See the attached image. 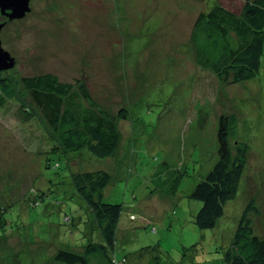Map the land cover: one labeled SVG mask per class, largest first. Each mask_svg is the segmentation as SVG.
I'll return each instance as SVG.
<instances>
[{
	"label": "rangeland",
	"instance_id": "374dc122",
	"mask_svg": "<svg viewBox=\"0 0 264 264\" xmlns=\"http://www.w3.org/2000/svg\"><path fill=\"white\" fill-rule=\"evenodd\" d=\"M217 2L240 12L244 0H31L24 17L0 11L2 46L16 61L0 71L16 80L15 96L0 105V264H65L54 258L59 249L82 253L89 239L103 241L71 185L73 173L88 170L109 172L104 200L123 205L119 260L225 264L224 247L252 199L259 212L249 217L264 235V54L259 74L239 83L196 61L194 20ZM43 73L77 90L85 83L115 117L113 155L60 149L21 81ZM229 113L238 117L235 138L250 145L248 160L224 216L199 229L202 201L189 194L218 159L219 117Z\"/></svg>",
	"mask_w": 264,
	"mask_h": 264
},
{
	"label": "trees",
	"instance_id": "16d2710c",
	"mask_svg": "<svg viewBox=\"0 0 264 264\" xmlns=\"http://www.w3.org/2000/svg\"><path fill=\"white\" fill-rule=\"evenodd\" d=\"M190 38L196 61L215 72L221 80L239 83L256 77L264 54V0H244L240 12L217 2L196 16ZM21 81L50 127L57 132L63 152L87 148L100 158L116 152L120 133L115 117L97 105L85 83L79 84L77 90L75 84L61 80L54 73L26 75ZM0 92V105H3L6 97L15 96L16 80L0 76ZM127 115L126 109L119 113L122 118ZM237 126L235 113L220 115L218 159L189 194L202 201L195 215L199 229L215 227L225 214L226 203L238 192L250 145L235 138ZM111 178L112 175L103 169L72 174L71 185L86 201L103 241L89 239L82 253L59 249L54 257L56 261L65 264H130L128 254L123 260L115 257L123 205L104 200L103 191ZM251 211L259 212L254 199L241 214L231 242L224 247L225 264H264V235L255 233L249 217ZM67 219L74 221L70 216ZM158 264H161L159 260Z\"/></svg>",
	"mask_w": 264,
	"mask_h": 264
},
{
	"label": "water",
	"instance_id": "95a60500",
	"mask_svg": "<svg viewBox=\"0 0 264 264\" xmlns=\"http://www.w3.org/2000/svg\"><path fill=\"white\" fill-rule=\"evenodd\" d=\"M31 0H0V11L9 19L24 17L31 10ZM4 26L0 22V31ZM15 57L2 46L0 37V71L12 68L15 65Z\"/></svg>",
	"mask_w": 264,
	"mask_h": 264
},
{
	"label": "crops",
	"instance_id": "0c3cea01",
	"mask_svg": "<svg viewBox=\"0 0 264 264\" xmlns=\"http://www.w3.org/2000/svg\"><path fill=\"white\" fill-rule=\"evenodd\" d=\"M215 4H216V3H215ZM215 4H214V5H215ZM224 6H225V5H224ZM211 7H212V5H211ZM115 257L117 258V256H116V255H115ZM117 259H118V258H117ZM123 259H124V257H123L121 260H123ZM118 260H119V259H118Z\"/></svg>",
	"mask_w": 264,
	"mask_h": 264
},
{
	"label": "bare ground",
	"instance_id": "6f19581e",
	"mask_svg": "<svg viewBox=\"0 0 264 264\" xmlns=\"http://www.w3.org/2000/svg\"><path fill=\"white\" fill-rule=\"evenodd\" d=\"M31 6V5H30Z\"/></svg>",
	"mask_w": 264,
	"mask_h": 264
},
{
	"label": "flooded vegetation",
	"instance_id": "af4514ba",
	"mask_svg": "<svg viewBox=\"0 0 264 264\" xmlns=\"http://www.w3.org/2000/svg\"><path fill=\"white\" fill-rule=\"evenodd\" d=\"M7 18V17H6Z\"/></svg>",
	"mask_w": 264,
	"mask_h": 264
}]
</instances>
